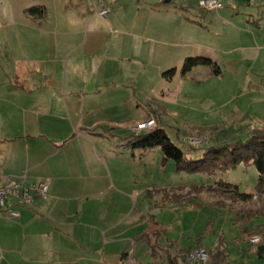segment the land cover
I'll return each instance as SVG.
<instances>
[{"label":"crops","instance_id":"1","mask_svg":"<svg viewBox=\"0 0 264 264\" xmlns=\"http://www.w3.org/2000/svg\"><path fill=\"white\" fill-rule=\"evenodd\" d=\"M263 1L226 0L220 9L231 7L234 13L240 5L262 6ZM107 3L111 8L108 19L94 12L96 0H43L25 6L23 12L28 19L23 22L24 34L15 35L5 46L6 52L0 53L1 73L9 79V75H14L16 79L5 82L0 78V186L4 185V177H25L29 183L50 180L47 199L38 198L35 206H28L10 196L6 199V210L0 213L2 216L9 215L8 210L20 213L12 215L17 220L13 228L23 244L35 250L30 256H18L19 264H30L43 254H37V250L49 248L47 244H54L62 236H70L75 261L83 264H108L112 257L116 258L112 264L132 260L135 264H170L172 257L183 264L186 252L194 249L193 242H202L214 252L220 237L226 239V231L212 221L215 218L200 235L185 236L177 231L179 237L170 238L174 232L172 222L165 223L159 217V213L171 210L182 219L186 209L211 205L190 207V203L170 197L172 189L202 183L147 188L143 201L149 203V211L140 213L136 206L140 198L134 197L137 185L143 180H153L150 154L161 148L131 146L132 138L142 133L135 131L136 124L154 116L151 106L168 111L152 99L145 96L144 101L139 96L142 92L137 79L147 67L142 58L146 59L150 52L164 54L163 45L153 46L150 51L148 39L169 43L171 49L178 46L187 49L189 29L194 25L183 11L179 15V10L187 13L198 10L202 16L220 9L206 12L199 7L198 0H107ZM34 6L45 7L42 18L27 12ZM165 14L173 19L162 18ZM97 17L103 23L96 21ZM247 23L249 28L261 31L259 19H248ZM163 35L176 42L164 41ZM200 66L207 65L195 66L187 74ZM208 67V73L214 75ZM133 106L137 109H132ZM139 107H144V114ZM163 117L169 134L165 114ZM179 136L177 130L174 138L170 135L180 144ZM161 152L162 172L167 173L173 163L175 172H186L177 171L174 160L165 166ZM137 222L141 228L133 233ZM88 228H96V234L102 232L107 241L104 251L112 244L110 250L115 252H102L100 237L96 240L84 236L82 240L79 236ZM210 234H216L218 239L213 245H206L204 236ZM64 243L61 250L66 249ZM224 244L228 256L229 246L226 241ZM247 245L240 249L245 251ZM131 248L132 255L128 254ZM42 261L39 264H47L45 259Z\"/></svg>","mask_w":264,"mask_h":264},{"label":"rangeland","instance_id":"2","mask_svg":"<svg viewBox=\"0 0 264 264\" xmlns=\"http://www.w3.org/2000/svg\"><path fill=\"white\" fill-rule=\"evenodd\" d=\"M40 2L42 3L43 0H0L1 54L6 52L5 46L11 43L10 40L15 35L24 34L23 27L25 24L23 22H26L28 18L24 14L23 8ZM261 4L263 5H240L239 10L236 8L234 13L231 7H225L219 11L204 13L202 16L198 10H190L189 13L185 10H179V15L183 11L194 25V28L189 29L190 38L188 42L190 47L187 49H183L182 46L171 49L169 47L172 45L169 43L152 42L148 39L147 45L150 51L154 47L163 45L164 54L150 52L146 59L142 58V62H145L147 67H144L143 73L137 79L139 90L142 92L139 96L144 101L146 96L155 103L165 106L167 112L162 111L164 107L157 106L158 112L162 114L163 122V114H165L169 124V134L173 138L176 130L181 134L179 145L183 149H188V145L208 147L217 144L220 140L227 141L231 137L246 138L253 129L264 128V3ZM173 17L179 16L174 15ZM233 17L235 18L233 19ZM162 18L173 19L172 16L166 14ZM248 19H259L262 23L261 31H258L257 28H253L255 31L249 28ZM96 21L102 22L98 17ZM115 28L116 26L114 30ZM179 29L182 30V26H179ZM152 36L154 37V35ZM162 38L164 41L176 42V39L166 38L165 35ZM177 43L181 42L178 41ZM167 49L172 50V52H167ZM195 55H205L216 59L222 67L223 75H212L208 73V66H200L183 76L181 69L184 60L186 57ZM173 67L177 68V73L173 80L169 81L164 78L163 72ZM1 72V81L14 82L16 80L14 75H9L11 77L9 79L3 76L4 74ZM143 108L139 107V110L144 114ZM132 109L137 108L133 106ZM152 118L155 120V124L145 131L151 130L156 125L157 117L154 115ZM152 118L140 121L136 125ZM207 124H219L223 128L213 129L208 125L207 129H203ZM196 136L204 137V142L191 145L189 139ZM201 151L193 153L194 156L199 157ZM150 155L149 165L153 170V180L148 179L139 182L137 193L134 195V197L140 198L139 203H136L140 213L149 211V203L143 201L147 188L176 183L214 184L218 179H224L238 185L241 191L253 192L258 181V172L254 165H239L236 169L210 176L204 173H177L173 168V163L169 168L170 170L165 173L162 172L160 164L161 150L151 151ZM170 197L181 203H190V207L193 204H199L201 201L208 204H211L212 201L225 203V207L217 208V206L205 205L200 209L189 208L188 211L186 209L182 219L176 213H172L171 210L164 214L159 213L160 219L165 223L172 222L170 226L174 232L170 238H178L177 231L185 236L188 234L200 235L207 223L215 218L212 221L218 224L223 232L226 231L225 241L229 246V255L222 264H264V252L259 254L261 246H264V215L252 218L247 216V214L250 215L249 211L263 208V198L258 197L252 202L237 204L218 194L212 196L207 191L199 193L191 185H188L187 188L172 189ZM164 198L166 201L167 198ZM156 199L160 200V195ZM186 205H180V207H186ZM14 221L17 220L10 214L0 215V264H19L18 256H30L29 254L35 251L23 244L21 236L13 228ZM139 224L140 222H137L134 225L133 233L141 228ZM96 232H98L96 228H88L79 237L82 240L84 236L96 238V240L100 237L102 240L101 251L113 252L114 250H110L112 244H109L110 246L106 251L103 250L107 241L102 232L100 234H96ZM255 236L261 237L260 242L251 241V238ZM69 237L62 236L58 241L55 239L54 244H47L49 248L37 250V254L40 252L43 254L29 263H44L42 259H45L47 264H83L75 261V249L74 251L70 249L74 246L70 244ZM65 239L66 241H64ZM217 239L216 234L205 235L204 243L213 245ZM63 242H65L66 249L61 250V243ZM193 243L196 246L194 248L203 246L202 242ZM245 243H248V249L243 251L240 246ZM90 244L89 249L92 252L93 243L90 242ZM185 244H188L187 241ZM45 251H48V254ZM132 252L133 248L128 254ZM114 261L116 258L112 257V259H108V264H112ZM127 264L135 263L132 260L131 262L128 261ZM206 264H213V256Z\"/></svg>","mask_w":264,"mask_h":264},{"label":"trees","instance_id":"3","mask_svg":"<svg viewBox=\"0 0 264 264\" xmlns=\"http://www.w3.org/2000/svg\"><path fill=\"white\" fill-rule=\"evenodd\" d=\"M27 12L42 18L45 15L44 6H34L27 9ZM198 65L210 66L216 76L223 75V70L219 63L210 57L190 56L184 60L181 73L186 75L193 67ZM177 73V68L173 67L163 72L164 78L172 80ZM152 108V112L157 117L156 125L149 131L135 135L131 140V146L134 148H155L160 147L163 151V163L166 164L174 160L177 171H186L189 173H204L210 176H216L219 173H225L229 170L236 169L239 165H254L258 172V181L253 192L241 191L239 186L218 179L214 184L202 183L192 186L197 192L207 191L212 196L217 194L231 200L233 203H249L255 198L264 199V128L253 129L246 138L231 137L227 141H218L217 144L208 147H194L188 145V149L179 146L168 134L165 123L162 120V114L157 108ZM225 127V126H224ZM210 128L220 129L223 126L213 125ZM207 129V127L205 128ZM202 150V151H201ZM201 151L199 157L193 153ZM165 196H168L165 190ZM206 202L201 201L196 207H200ZM211 205L225 207L221 201H212ZM249 218L264 215V205L262 209L249 211ZM243 217V216H242ZM212 223H209V226ZM225 238L219 239L215 251L212 252L213 264H222L227 257V247L224 244ZM192 249H189L190 252ZM264 252V246H261L259 254ZM185 254V256H186ZM170 264H179L176 257L170 258Z\"/></svg>","mask_w":264,"mask_h":264},{"label":"built area","instance_id":"4","mask_svg":"<svg viewBox=\"0 0 264 264\" xmlns=\"http://www.w3.org/2000/svg\"><path fill=\"white\" fill-rule=\"evenodd\" d=\"M225 0H198V5L204 11H212L220 9L224 6ZM94 12L104 19H108L111 15V8L109 7L107 0H96ZM155 124V120L152 118L147 122L140 123L135 126V130L142 132L150 128ZM204 142V137L190 138L189 143L191 145H198ZM4 185L0 186V213L6 210V199L13 196L28 206H35L38 198L47 199L50 180L45 179L39 183H29L25 177H4ZM11 215L19 216L18 211L8 210ZM261 237L255 236L251 238L252 242H260ZM212 257V251L204 246H199L188 252L184 258L183 264L201 263L206 264Z\"/></svg>","mask_w":264,"mask_h":264}]
</instances>
